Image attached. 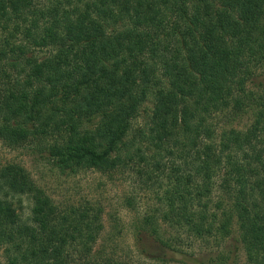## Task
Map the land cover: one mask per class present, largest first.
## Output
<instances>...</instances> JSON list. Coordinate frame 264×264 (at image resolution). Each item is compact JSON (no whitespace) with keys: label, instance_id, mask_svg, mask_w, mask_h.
<instances>
[{"label":"trees","instance_id":"trees-1","mask_svg":"<svg viewBox=\"0 0 264 264\" xmlns=\"http://www.w3.org/2000/svg\"><path fill=\"white\" fill-rule=\"evenodd\" d=\"M0 139L61 174L129 168L163 189L130 260L97 247L100 207L61 206L8 162L7 264H264V0H0Z\"/></svg>","mask_w":264,"mask_h":264},{"label":"rangeland","instance_id":"rangeland-1","mask_svg":"<svg viewBox=\"0 0 264 264\" xmlns=\"http://www.w3.org/2000/svg\"><path fill=\"white\" fill-rule=\"evenodd\" d=\"M152 109L153 97H150L140 106L139 113L133 122L134 132L132 131L130 138H137L135 131L138 132L140 129L147 131V127L150 126ZM95 122L96 120H92L87 122V125L91 127ZM247 123L248 117L246 116L241 124L246 125ZM8 162L24 165L38 185L61 206L91 203L95 207H100L103 211L105 229L97 247L107 241L113 248L116 246L117 256L130 260H143L139 254L138 239L134 229L140 215L139 212L144 209L161 207L160 199L163 189L158 185L148 186L135 174L134 170L129 168L114 172H100L91 169L73 175L61 174L50 162L32 152L31 148H11L0 139V166ZM129 197L134 199L136 209L129 206ZM31 206V201L24 198L25 217L29 215ZM238 236V231L235 229L232 237L228 239V244L235 243ZM192 246H189V250L193 249L200 255L204 252L208 253L206 250H201L204 248L201 244L197 243ZM239 255L241 261L244 262V252L240 251ZM0 264H7L2 251H0Z\"/></svg>","mask_w":264,"mask_h":264}]
</instances>
